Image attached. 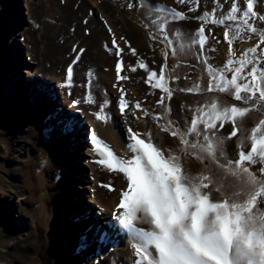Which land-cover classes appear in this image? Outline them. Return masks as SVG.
<instances>
[{
	"label": "rangeland",
	"instance_id": "obj_1",
	"mask_svg": "<svg viewBox=\"0 0 264 264\" xmlns=\"http://www.w3.org/2000/svg\"><path fill=\"white\" fill-rule=\"evenodd\" d=\"M156 2L177 10L183 7L177 0ZM236 2L246 7V0ZM263 2L254 0L258 15L264 14ZM197 3L198 13L211 12L213 8L217 14L226 13L231 6V0ZM127 4L128 0H0V264H134L132 250L128 247L123 252L120 241L112 238L113 228L103 224L101 215H94V211H112V204L115 206L118 199L115 191L101 185L111 183L117 189L120 183L124 186L126 178L94 162L99 157L93 151L91 134L94 131L101 147L108 146L118 158L121 157L117 150L100 139L101 129L118 138L124 148L129 127L141 134L150 131L154 142L165 149L176 151L177 141L161 133L153 119L154 114L164 111L157 103L162 94L145 83L143 69L122 70L121 75L128 79L116 80V57L104 47L111 45L112 36L105 30L101 17L118 42L123 36L137 50L133 56L119 42L124 49L123 65H136L143 60L152 70H158L161 64L159 49L154 51L155 45L146 37L141 9L129 11ZM153 11L147 8L144 14L151 15ZM252 23L264 30V22ZM198 26L194 19L183 23L185 31ZM209 27L215 36V40H209V46L217 50L208 55L218 65L226 57L224 26ZM256 43L258 33L234 41L233 47L239 54ZM74 47L84 48L85 52L74 65L72 85L63 88L64 70L74 57ZM166 71L179 80L169 81L174 93L166 101L171 112L165 118H179L182 123L188 108L195 107L202 97L177 89L194 82L203 84L198 79L202 68L193 58L170 55ZM121 88L128 104L133 105L126 109L127 115H122L118 108ZM7 96L11 98L6 100ZM220 99L231 102L224 95ZM73 100L79 103L73 106ZM137 102L149 115L134 107ZM261 118L264 117L260 112H250L239 122L237 137L228 143L230 157L235 156L241 141L247 150L251 129ZM65 120L80 126L70 136L62 131ZM25 129L28 132L20 138ZM57 130L63 135L59 141ZM229 130L230 126H226L223 131ZM188 167L196 173L204 166L190 159ZM216 195L213 193V198ZM92 218L96 233L89 226ZM82 242L86 246L83 251ZM91 242L101 244L94 248Z\"/></svg>",
	"mask_w": 264,
	"mask_h": 264
},
{
	"label": "snow or ice",
	"instance_id": "obj_2",
	"mask_svg": "<svg viewBox=\"0 0 264 264\" xmlns=\"http://www.w3.org/2000/svg\"><path fill=\"white\" fill-rule=\"evenodd\" d=\"M177 2L183 6L180 10L156 0H128L129 11L141 9L146 37L155 45L154 51L159 49L158 70H152L143 60H138L136 65H123L124 49L119 42L133 56L137 50L123 36L118 42L107 21L100 18L112 36L111 45L104 47L116 57L117 82L128 79L121 75L122 70L143 69L145 83L162 94L157 103L164 111L154 114L153 119L161 133L177 141V150L155 143L150 131L141 134L129 127L126 148L132 155L121 159L108 146L101 147L93 131L90 140L99 157L94 162L126 178V187L117 193L113 216L120 230L127 233L134 264H264V118L251 129L247 150L243 141L234 157H230L228 149L229 141L238 135L239 122L247 114L260 112L264 117V30H258L252 23L253 20L264 22V14L258 15L254 10V0H246V7L231 0L227 12L219 14L215 8L198 13L197 0ZM147 8L154 9L151 15L144 14ZM193 19L199 26L185 31L183 23ZM210 25L224 26L226 57L218 65L208 55L217 50L209 46V40H215ZM257 33L258 43L237 54L234 41ZM84 52V48H73L74 57L64 70L63 88L72 85L74 65ZM170 55L193 58L202 68L198 79L203 84L194 82L177 89L202 97L195 107L188 108L182 123L179 118H165L171 112L166 101L174 93L169 81L179 80L166 71ZM119 92V112L127 115L126 109L133 105L126 101L122 88ZM221 95L231 102L222 101ZM86 99L92 102L91 98ZM72 103L75 106L79 101ZM134 107L149 115L140 103ZM226 126H230L227 132L223 131ZM74 130V122H62L64 135L70 136ZM190 159L199 161L204 166L202 170L193 173L188 167ZM101 186L116 191L111 183ZM213 193L217 194L216 198ZM111 227L115 229L116 225ZM85 247L82 242L81 251Z\"/></svg>",
	"mask_w": 264,
	"mask_h": 264
},
{
	"label": "bare ground",
	"instance_id": "obj_3",
	"mask_svg": "<svg viewBox=\"0 0 264 264\" xmlns=\"http://www.w3.org/2000/svg\"><path fill=\"white\" fill-rule=\"evenodd\" d=\"M262 8L264 9V2H263V4H262ZM110 42H111V40H110ZM9 61V60H8ZM17 62V61H16ZM19 62V61H18ZM17 62V63H18ZM11 64V62H8V65H10ZM13 89V88H12ZM17 89V88H16ZM18 93V92H17ZM132 94V93H131ZM126 97V96H125ZM7 99L6 100H9V98H11L10 96H7L6 97ZM67 110L68 111H71L72 109H69V108H67ZM62 117H63V114H62ZM93 128H95V126H93V124L91 123L90 124ZM62 126V125H61ZM75 127H77V128H79L80 126L79 125H77V126H75ZM83 127H81L80 128V130L81 131H83ZM28 130V129H27ZM26 129L25 130H23L24 132H22V134H21V136H20V138H24L25 137V132H28ZM57 135H58V141H59V138L60 137H63V135H62V133H60L58 130H57ZM100 136V139H102V140H106L108 143H110L111 144V147L113 148V149H116L117 151L116 152H118V154L120 155V157L122 158V159H128L129 158V156L131 157V153L126 149V148H124V146H120V141H118L117 142V139L118 138H116L113 134H110L108 131H107V129H101L100 130V134H99ZM60 139H62V138H60ZM123 142V141H122ZM109 144V145H110ZM76 145V144H75ZM64 150H66L65 148H64ZM68 153V152H67ZM64 155V154H63ZM62 155V156H63ZM67 157H69L68 155H67ZM71 157L73 158V156H70V159H71ZM123 185V183H120V184H118L117 185V189H116V191H115V193L117 194L118 193V191L119 190H121L122 188H125L126 187V183H124V186H122ZM69 190V189H68ZM91 202H92V200H91ZM84 203V202H83ZM113 203H114V201H113ZM58 204H59V202H58ZM61 208V207H60ZM112 208L114 209L115 208V206H114V204H112ZM113 209H112V211H111V209L109 210V212H100V211H94V215L95 214H99V215H101V217H103V220H104V225H106V226H108V227H110V228H112L111 226L112 225H114V222H115V219H114V216H113ZM106 213V214H105ZM91 220V219H90ZM90 222V221H89ZM91 223V222H90ZM95 220H94V218H92V225H89L90 227H91V229L93 228L94 229V231L95 230H97L96 228H97V225L95 226ZM116 225V227H115V229H113L114 231H113V235H112V238L113 239H115L116 241H120L119 243H120V248H121V250L123 251V252H125L127 249H128V241H127V233H125L124 231H122V230H120V228H119V225H117V224H115ZM77 232V231H76ZM97 231H95L94 233H96ZM104 236V235H103ZM103 236H100V237H102V239L104 238ZM89 237H91V236H89ZM94 240V239H93ZM95 241V240H94ZM101 244V243H100ZM100 244H97V242H91L90 243V245L91 246H93L94 248H96V247H98V246H100Z\"/></svg>",
	"mask_w": 264,
	"mask_h": 264
}]
</instances>
